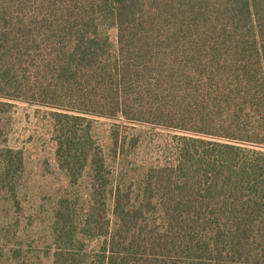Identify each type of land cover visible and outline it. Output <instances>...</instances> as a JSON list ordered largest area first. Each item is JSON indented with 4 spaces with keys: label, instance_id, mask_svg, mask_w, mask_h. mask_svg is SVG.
<instances>
[{
    "label": "trees",
    "instance_id": "16d2710c",
    "mask_svg": "<svg viewBox=\"0 0 264 264\" xmlns=\"http://www.w3.org/2000/svg\"><path fill=\"white\" fill-rule=\"evenodd\" d=\"M15 100L49 109L79 190L45 264H264V0H0ZM89 115L119 121L105 175Z\"/></svg>",
    "mask_w": 264,
    "mask_h": 264
},
{
    "label": "rangeland",
    "instance_id": "374dc122",
    "mask_svg": "<svg viewBox=\"0 0 264 264\" xmlns=\"http://www.w3.org/2000/svg\"><path fill=\"white\" fill-rule=\"evenodd\" d=\"M115 43L116 32L109 30ZM0 114V264H45L53 210L62 193L73 198L77 188L67 186L65 173L59 169L52 140L49 109L22 100L11 102ZM92 121L91 135L101 148L106 174V155L112 148V125L118 120L88 116ZM150 138L168 140L162 135L142 128ZM10 149L11 152L6 150ZM8 173L4 175V165ZM105 199V193H102Z\"/></svg>",
    "mask_w": 264,
    "mask_h": 264
}]
</instances>
